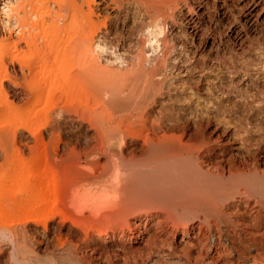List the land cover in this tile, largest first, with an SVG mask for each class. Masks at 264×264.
<instances>
[{
  "label": "bare ground",
  "instance_id": "1",
  "mask_svg": "<svg viewBox=\"0 0 264 264\" xmlns=\"http://www.w3.org/2000/svg\"><path fill=\"white\" fill-rule=\"evenodd\" d=\"M108 1L114 5L113 19L95 11L98 0H0V118L11 128L4 138L21 143L14 155L28 139L18 137L20 128L43 144L46 117L37 127L28 118L41 112L38 105L56 90L63 89L69 102L82 97L79 91L86 81L108 84L84 96L99 146L88 152L73 148L68 159L84 157L85 165L72 179L67 197L52 193L53 207L65 200L72 213L46 203L43 186L60 181L52 175L45 185L46 170H53L46 166L45 149L36 157L42 174L34 185L27 180L34 172L30 164L17 160L20 153H10V161L20 163L14 168L9 161V171L0 177V241L7 243L0 247V264L5 253L16 264H264L260 155L230 166L214 162L220 152L211 138L197 132L191 136L181 111L161 119L156 115V120L150 114L182 52L205 44L208 36L212 46L236 44L242 33L253 30V22L247 18L240 24L239 6L230 8L227 0L221 6L217 0ZM70 18L77 20L68 24ZM110 19L114 32L107 30ZM226 28L228 38L223 40ZM108 42L127 49L121 67L101 60ZM18 94L33 101L30 110L21 111L10 100ZM98 117L106 120L93 122ZM62 122L52 126L54 133ZM4 141L1 136L3 156L9 150ZM57 214L61 220L54 225ZM148 224L159 237L171 240L193 235L184 247L170 242L162 246L151 236L145 238ZM141 241L143 245L137 244Z\"/></svg>",
  "mask_w": 264,
  "mask_h": 264
},
{
  "label": "rangeland",
  "instance_id": "2",
  "mask_svg": "<svg viewBox=\"0 0 264 264\" xmlns=\"http://www.w3.org/2000/svg\"><path fill=\"white\" fill-rule=\"evenodd\" d=\"M98 1V4L96 3L93 6L95 11L100 14L101 18L103 15L108 14L109 17L113 19L115 13L113 10V3L108 0ZM227 1L230 8L232 4H237L239 6L238 8L241 9H239L236 13L239 18L238 20H240V24L248 18L251 22H253V30L248 31L247 34L242 33L241 38L236 44L227 42V44L221 43L219 45L220 47L216 45L215 47L212 46V39L208 36L206 37L207 40L205 38V44L202 43L200 46H197L196 44L190 45L191 50L187 54L186 52H182L179 55L180 58L173 62V65L176 67L167 72V82L164 83V88L162 89V92L163 90L164 92L158 94L156 102L152 105L154 110H152L150 114H152V117L156 115V117H158V115H160L159 118L161 119L162 117L165 118L172 114L180 115L178 112L181 111V117L184 116L182 117V121H186V119L189 120V129H187V132L191 136L193 133L195 134L197 132L196 134H202L206 138H211V145L217 148V151L220 152H217L218 157H215L216 161L214 160V162H222L221 164L230 166L232 164L234 165L236 163H240L245 158L254 160L253 158L255 155H260V159L257 164L262 169L264 168V0ZM81 2H83V0H80V3ZM216 3L220 6L223 5L222 0H217ZM85 5L84 7L87 8ZM0 8H3V4H0ZM179 12L180 10L176 13ZM71 19L72 18L68 19V24H73L77 20V18ZM111 19L108 22L107 30L114 32V20ZM132 24L133 21L130 20L128 25L131 26ZM104 31L105 29H103L100 35L104 34ZM227 32L228 30L226 28L225 33L222 35L223 40H227ZM229 33H232V31ZM180 37L182 36L180 35ZM132 38L135 41L136 36H133ZM128 46L129 45L127 43V47ZM126 54L127 49L122 48L120 43L115 46V44L108 42L107 45H105V50L101 52V60L104 63H110L112 68H118L121 67L120 65L123 62V57ZM174 55H176V53H174ZM174 55L173 58L176 57ZM169 64L170 61L167 62V65ZM122 65H125V63ZM99 82L97 83V86L90 81L84 82L79 91L82 95L80 99L67 102L68 99L66 98L67 96L64 90L58 89L55 91L56 93L53 94L51 98L52 100L49 99L46 100V103H40L38 108L40 110L43 108L44 111L41 110V112L30 114L28 124L37 127L39 124L38 121L46 117V124L43 127V144H41L42 142H38V140L33 137L29 131L21 130L20 128L18 137L21 139L22 134H25L28 136V139L23 141V146H20V148L22 147L24 149L21 151L22 155L21 152L17 151L20 153H17L18 157L17 154L14 155L16 153L14 150L16 151V146L19 147L21 143H19L18 140V145L15 144V146L12 139L7 140L8 138H4L5 133L10 131L11 128L10 125L4 121V117H2L3 119L0 118V137L3 136V139L8 142L6 144L4 143L6 146L8 144L7 149L10 151L12 150L11 152L7 150V155L4 156L0 153V164L4 163L1 167L2 170L0 168V177L3 173L9 171L8 168H10V166L13 165L12 167L15 168L22 161L23 163L30 164L32 172L34 171L33 173L36 172V176L32 173L31 177L27 179L29 183L31 182L34 185L39 181L42 174L41 165H38L39 162L36 157L40 155L39 152H42L45 149L46 166L48 165L53 168L52 171L46 170V174H44V178H46L45 185H47V182L53 177L52 175L56 176L58 181H60L56 186H45L47 188H44L43 186L42 190L44 189L45 191H41L43 193L45 192V195L47 192V195H44L45 198H48L46 203H49L48 206L52 209L72 213L70 212L71 210L68 211L69 209L66 207L67 201L65 200L62 201V205L54 208L52 203L54 197L52 193L57 191L59 196L65 195L67 197L66 193L73 184L72 179L77 174H80L81 164L82 166L85 165L86 159L84 157L81 158V162L76 159L77 157L68 159V156H71V150L76 148L79 152H88L95 146H99V137L95 128L91 126L89 121L90 118L94 117H92L93 115L88 111L84 97L85 94H89L95 89L98 92L100 89L99 84L100 87L101 85L102 87H108V84L105 81ZM91 84L94 86H91ZM18 89L21 90L20 87ZM91 95L93 96V94ZM90 99L92 100V98ZM10 100L13 101L21 111H27L33 107V101L30 102L29 98L23 94H18L17 96L11 95ZM68 108H72L76 112L68 114ZM154 119L156 120L157 118L154 117ZM103 120H106V118L103 119V117H98L93 119V122L98 121L99 123ZM57 121H63L61 125L62 128L59 129L60 131L57 130L54 133L52 126H55L56 123H58ZM190 125H192L193 128ZM176 133L181 134L182 132L180 130ZM95 135H97L98 139ZM185 139H187V137ZM219 148L221 149L219 150ZM23 151H25L24 154ZM10 153L13 157H17V160L20 162H16V158H13L14 160H12L16 162L13 164L9 158ZM20 155L23 158H19ZM5 156L8 157L5 158ZM102 156L103 155H100V161L103 162L105 157ZM9 161L12 163H10V166L7 167ZM12 172L10 171L9 174ZM9 178H11V176H9ZM5 179H2L5 183L10 181V179ZM14 187V190L17 189L19 191L18 186ZM36 192L37 191L35 190L34 193L36 194ZM65 196L63 197L66 198ZM50 211L52 212L53 210ZM141 214L143 215L145 213L142 212ZM59 219L60 215L57 214L54 219V225H56V222H60L61 219ZM142 220H144V218ZM144 222L145 221H143V223ZM66 224L69 225V223ZM133 227L135 226L133 225ZM146 230L148 235L146 234L145 238L151 236L149 237L151 241L157 240L158 242H156L159 243V245H167V243L170 242L174 247L178 248L184 247L187 244L186 242L191 240V235H193L190 234V237H188L186 241H182L183 237L181 234L177 235L174 240H171V238L167 237V235L159 237V234L155 233V226H152V224L146 225ZM262 231H264V228ZM51 236L54 235L51 234ZM248 237L249 236L245 238L248 239ZM143 243L144 242L141 241L137 244L143 245ZM1 246L5 248V246H7L6 241L1 240L0 247ZM4 248H2V250H4ZM41 248L43 251V247ZM5 254L3 256V264L17 263L12 259V257H10L9 254ZM255 254L257 253H252V255ZM236 263L241 264L242 261H237L235 264Z\"/></svg>",
  "mask_w": 264,
  "mask_h": 264
}]
</instances>
